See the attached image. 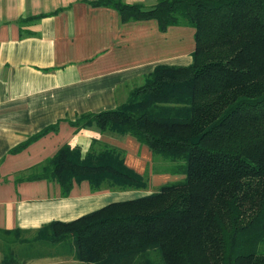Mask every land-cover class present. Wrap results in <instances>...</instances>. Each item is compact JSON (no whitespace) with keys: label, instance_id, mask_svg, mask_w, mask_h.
<instances>
[{"label":"trees","instance_id":"1","mask_svg":"<svg viewBox=\"0 0 264 264\" xmlns=\"http://www.w3.org/2000/svg\"><path fill=\"white\" fill-rule=\"evenodd\" d=\"M90 4L124 21L155 20L161 31L194 30L190 65H158L116 108L71 122L130 136L183 178L15 242L59 246L80 264H264V0ZM28 179L55 181L63 196L73 182L93 191H144L149 182L126 167L122 150L96 141L84 157L63 146ZM14 262L9 250L0 264Z\"/></svg>","mask_w":264,"mask_h":264},{"label":"crops","instance_id":"2","mask_svg":"<svg viewBox=\"0 0 264 264\" xmlns=\"http://www.w3.org/2000/svg\"><path fill=\"white\" fill-rule=\"evenodd\" d=\"M95 1L0 0V263L10 250L13 264H80L59 247L41 244L38 251L39 243L15 241L183 178L154 172L151 152L130 136L76 131L71 125L82 114L122 104L156 66L192 62V28L161 31L155 20L124 21L116 10L90 4ZM120 1L148 10L159 0ZM184 37L193 43L179 51ZM50 126L57 128L14 150ZM94 141L122 150L126 167L147 175V190L93 191L81 181L63 196L55 181L28 179L63 146L84 157Z\"/></svg>","mask_w":264,"mask_h":264},{"label":"rangeland","instance_id":"3","mask_svg":"<svg viewBox=\"0 0 264 264\" xmlns=\"http://www.w3.org/2000/svg\"><path fill=\"white\" fill-rule=\"evenodd\" d=\"M188 29L190 30V32H193L192 29H190V28H188ZM191 36H192V34H191ZM192 41H193L192 37H184V40L182 42H180L179 45H178V50L179 51L185 50L187 47H189L191 45V43H193ZM153 163H154V165H153L154 167H152V169L156 173L157 172L158 173L159 172H161V173L162 172H166V173L173 174V175H179V173H177L176 171H172L173 164L170 163V162H168L169 163L168 164V163H166V161H163V159H158V160H153ZM178 181H180V180H177V181L169 180L166 183L167 184H172V183H175V182H178ZM155 188H158V187H157V185L153 184V189L156 192L158 189H155ZM42 247L43 246L41 244H38L37 245L38 251H40ZM57 247H59V246H57ZM57 247H55V248L51 247V248L56 249Z\"/></svg>","mask_w":264,"mask_h":264}]
</instances>
